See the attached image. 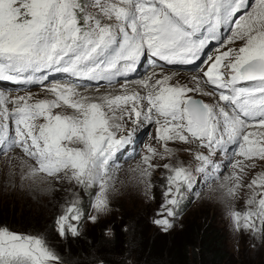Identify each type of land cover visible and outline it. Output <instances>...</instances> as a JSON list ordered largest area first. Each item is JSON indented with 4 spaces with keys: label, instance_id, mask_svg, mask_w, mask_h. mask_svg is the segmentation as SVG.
I'll return each instance as SVG.
<instances>
[{
    "label": "snow or ice",
    "instance_id": "snow-or-ice-1",
    "mask_svg": "<svg viewBox=\"0 0 264 264\" xmlns=\"http://www.w3.org/2000/svg\"><path fill=\"white\" fill-rule=\"evenodd\" d=\"M222 25L231 31L227 40L217 34ZM213 40L219 44L216 54L203 60L206 70L192 78V87L170 83L172 78L162 72L156 78L153 72L138 82L146 90L143 95L129 91L127 83L121 86L123 94L114 96L78 91L86 86L78 81L127 80L144 59L151 67L197 66ZM236 40L242 41L239 48L224 50ZM55 73H63L68 82L43 88L52 99H34L30 92L9 98L0 90V151L18 148L27 158L22 180L44 174L84 190L99 186L90 201L91 214L78 198L65 202L55 220L61 238L79 237L85 218L96 224L111 211L109 168L119 154L129 149L135 154L137 135L153 123L155 138L163 142L161 158L172 154L169 141L208 150L196 155L199 172L215 170L211 157L220 152L231 161L230 147L252 166L256 159L264 161V131H259L264 129V0H256L250 11L248 0H0V81L46 85ZM196 93L212 102L195 98ZM64 108L71 112L54 111ZM127 122L133 127L125 131ZM156 154L149 146L142 158V178L151 175ZM231 166L238 187L235 170L242 173L246 165L236 159ZM163 167L169 175L153 223L167 233L181 210L183 187L191 188L194 180L183 166ZM248 187L253 190L250 208L233 210L231 217L237 230L264 232V172ZM103 235L107 240L113 233L106 230ZM0 264L63 261L46 235L0 227Z\"/></svg>",
    "mask_w": 264,
    "mask_h": 264
},
{
    "label": "rangeland",
    "instance_id": "rangeland-1",
    "mask_svg": "<svg viewBox=\"0 0 264 264\" xmlns=\"http://www.w3.org/2000/svg\"><path fill=\"white\" fill-rule=\"evenodd\" d=\"M255 2L256 0H248L249 11ZM243 14V12L240 13V15ZM217 34L227 40L228 36L231 35L229 26L225 25L223 31L218 29ZM241 44L242 41L236 40L228 44L224 50H227V47L239 48ZM218 47V43L214 45L210 50V54L215 55ZM161 71L164 75L172 78L170 83L187 84L190 87L194 86L192 78L197 76L181 71ZM160 73V71L156 73V78H160ZM121 86L118 84L117 89H114L113 85L105 86L109 88V91L102 88H79L78 91L83 95L92 97L114 96L121 91V94H123L124 89ZM30 93H32L34 99L53 98L51 93H47L43 89H35ZM26 94L20 93L19 96ZM195 98L203 99L206 103L212 102L210 97L202 96L200 93H196ZM8 107L11 108L12 105L9 103ZM54 111L71 112L70 109L66 108L55 109ZM116 114L117 116L120 115L119 110ZM125 120H127V117H125ZM132 127L131 122H127L125 131ZM155 129V123L146 126L144 131L137 135V138L140 139V142L137 143L143 147H138L136 144L135 154H132L131 149H129L119 154L110 166L106 179L110 189L108 197L111 211L106 215H101L99 220L110 216L121 217L122 214H131V212L139 210L142 213L141 216L146 219L148 216L152 223L153 218L157 217L156 209L159 206V210L164 202L160 204V200L164 199L163 193L167 186L169 172L163 165L183 166L191 171L194 180L191 188L184 186L182 189L184 200L190 201L191 205L170 230L179 233L184 229V227L182 228L183 223L184 226L188 227L189 224H196L199 218H205L210 227L219 232L225 241L227 253L229 254L227 264H264V232L259 230L252 232L243 228L237 230L231 217L233 210L243 212L250 208L247 201L252 197L253 190L248 185L257 174L264 172V161L256 159L254 160V166H252L253 162L235 155L229 161L225 158L224 153L220 152L211 157L214 161L215 170L209 169L205 172H199L197 169L201 166V162L196 159V155L199 152L207 155L208 150L206 148H201L198 144L189 145L179 141H169L167 147L172 150V154L161 158L164 152L163 142L155 138ZM149 146L154 148L157 153L152 156L151 160L155 167L151 169L149 177L142 178L140 169L145 167L142 158L148 154ZM2 147L0 145V148ZM229 154H232L231 147L229 148ZM236 159L242 160L243 164L246 165L242 173L239 169L235 170L240 176L238 187H236L235 181L231 179L234 171L231 165ZM26 160L27 158L23 157V153L18 148H13L7 152L0 151V215H3L4 211L10 216L13 215L18 222L22 220L19 217L23 215L26 220L25 229L32 227L28 233L20 230H13L14 232L25 234L37 232L42 226L45 227L46 222H50L53 217L54 221L56 220L61 214L66 201L78 198L83 208L84 201L90 198L91 191H95V194L99 191L98 185L84 190L74 182H69L66 179L45 178L44 174L22 180V174L27 171ZM27 163L32 162L27 161ZM230 188H234L232 194L229 193ZM256 191L259 192L260 190L256 189ZM152 209H155L153 215H151ZM91 213L92 209L89 205L88 214ZM91 225L92 223L85 218L81 224V230L83 231L86 226ZM62 251L64 252L66 249Z\"/></svg>",
    "mask_w": 264,
    "mask_h": 264
},
{
    "label": "trees",
    "instance_id": "trees-1",
    "mask_svg": "<svg viewBox=\"0 0 264 264\" xmlns=\"http://www.w3.org/2000/svg\"><path fill=\"white\" fill-rule=\"evenodd\" d=\"M95 195V191H91L90 198L84 201L83 210L86 214ZM154 196L156 197L155 193ZM163 201L161 199L160 204ZM190 205V201L183 200L173 226L188 211ZM154 213L155 209H152L151 215ZM141 215L138 210L122 214L121 217L110 216L86 226L83 231L80 225L79 237L68 235L64 238L55 231L53 217L50 222H46L45 227L42 226L32 235H46L49 246L60 256L63 264H99V259H103L105 264H227L229 254L225 241L205 218H199L196 224H189L188 227L183 223L184 229L181 228L179 233L171 230L164 233L152 219L151 223L148 216L146 219ZM19 218L22 219L20 222L3 211V215H0V227L28 233L32 227L25 229L24 216ZM106 230L113 233L107 240L103 235Z\"/></svg>",
    "mask_w": 264,
    "mask_h": 264
},
{
    "label": "bare ground",
    "instance_id": "bare-ground-1",
    "mask_svg": "<svg viewBox=\"0 0 264 264\" xmlns=\"http://www.w3.org/2000/svg\"><path fill=\"white\" fill-rule=\"evenodd\" d=\"M226 39V38H225ZM162 72V71H160ZM173 72H176V71H173ZM181 72H184V71H181ZM178 74V73H177ZM188 74V73H187ZM192 75V74H191ZM140 81V80H139ZM136 78L132 79V80H127V81H123L121 83H119L120 85H124L125 83H127L128 85V90H132L134 87H138L137 89L139 90L141 88V86L139 85V82ZM114 82H117V78L115 79ZM130 85V86H129ZM105 86H108V85H105ZM140 86V87H139ZM121 88V87H120ZM134 90V89H133ZM124 91V90H123ZM135 91V90H134ZM146 92V91H145ZM137 142H140V139L139 137L137 138Z\"/></svg>",
    "mask_w": 264,
    "mask_h": 264
}]
</instances>
